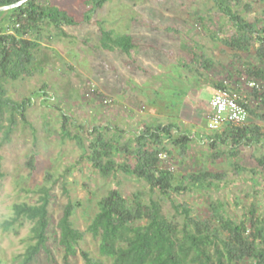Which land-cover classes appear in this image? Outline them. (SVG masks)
Here are the masks:
<instances>
[{
	"label": "rangeland",
	"instance_id": "obj_1",
	"mask_svg": "<svg viewBox=\"0 0 264 264\" xmlns=\"http://www.w3.org/2000/svg\"><path fill=\"white\" fill-rule=\"evenodd\" d=\"M46 1L69 11L76 24H64L62 32L44 27L34 75L1 81L9 97L17 101L31 98L32 102L27 108L28 121L18 115L8 135L10 111L0 117L4 172L0 222L13 215L15 203H34L44 188L51 194L48 250L29 264H87L84 252L112 264L100 254L99 239L87 232L98 200L113 188L128 197L142 191L149 199L153 193L144 179L120 169L109 177L100 174L76 141L63 139L62 112L71 118L72 132L84 136L86 143L93 137V126L104 127L111 134L120 128V142L125 143L146 124H179L192 141L183 154L167 142L173 155L165 161L174 167L178 179L200 169L223 174L205 189L173 191L161 197L165 213L179 222L183 223L186 214L175 205L190 207L193 215L206 218L211 202H222L226 217L238 222L249 218L251 209L264 217V166L258 161L264 159V137L240 146L236 155H230L227 145L211 147L207 139L215 132L208 127V116L213 89H218L215 83L220 80L243 88L250 107L258 112L256 116L250 112L247 125L257 123L264 128L260 117L264 105L245 84L256 80L261 86L258 90H264L263 79L245 72L247 66L259 64L252 53L255 48L249 52L231 43L236 27L213 0H107L90 21L86 20L93 7L90 0ZM234 6L250 20L264 16V0H237ZM101 24L115 34H132L133 50L101 47ZM202 52L214 63L212 68L203 65ZM229 74L232 80L227 78ZM237 76L240 82L235 81ZM91 82L96 84L93 98L85 91ZM102 97L113 98L114 105H104ZM115 159L123 161L121 156ZM69 202L78 203L72 220L84 232L74 255L67 254L59 243V222ZM33 225L32 221L17 225L19 234L0 227V264L24 263V254L35 241Z\"/></svg>",
	"mask_w": 264,
	"mask_h": 264
},
{
	"label": "trees",
	"instance_id": "obj_2",
	"mask_svg": "<svg viewBox=\"0 0 264 264\" xmlns=\"http://www.w3.org/2000/svg\"><path fill=\"white\" fill-rule=\"evenodd\" d=\"M19 1L0 0V7ZM90 1L93 7L87 12L88 21L107 0ZM213 1L236 27L237 34L231 43L249 52L255 48L252 53L259 64L247 66L246 74L264 80V16L250 20L235 9L234 2L237 0ZM64 24L74 25L76 20L69 11L46 0H26L19 6L0 10V117L6 110L10 111L7 135L16 125L18 115L23 121H28L27 108L32 99H12L1 81L33 76L37 70L41 30L54 27L62 32ZM100 26L101 47L110 50L120 48L125 52L135 47L132 34L119 35L102 24ZM35 31V37L31 36ZM201 55L204 58L203 65L212 68V60L206 58L203 52ZM227 78L232 80V74ZM235 81L240 82V76ZM225 85L223 80L215 83L217 88ZM253 96L264 105V90L253 88ZM249 110L254 116L258 114L251 107ZM61 115L63 139L76 141L83 151L82 155L100 174L109 177L120 169L144 179L153 193L161 195L155 198L152 193L147 199L139 191L128 197L119 188H113L98 200V210L91 218L87 232L99 239L100 254L110 259L112 264H264V217L257 215V210L251 209V216L239 222L226 217V208L222 202H211L210 217L206 218L193 215L190 207L175 205L176 209L182 208L179 211L186 214L183 223L165 213L161 197L170 196L173 191L183 193L195 188L205 189L216 178L223 176L222 173L200 169L188 176L181 175L178 179L174 170L169 169L165 160L159 156L160 153H166L170 159L173 155L167 142L171 141L183 154L192 141L188 133L181 131L179 124H146L125 143L120 142V128L111 134L104 127L93 126L90 132L93 137L86 143L84 136L73 133L69 128L71 118L65 112ZM260 115L264 120V112ZM174 130L181 133L177 135ZM262 137L264 128L257 123L243 126L227 123L222 130L215 131L207 139L211 147L227 145L230 155H236L240 146L258 143ZM116 156H121L123 161H117ZM128 160H134V163H128ZM258 161L264 166V159ZM3 177L0 155V185ZM50 202V190L44 188L39 200L34 203H15L13 215L0 222L4 230L12 229L16 234H19L17 225L22 226L26 221L34 222L32 233L35 241L28 246L23 264H29L41 251L48 250ZM77 205L69 202L59 222V243L69 255L76 254L77 245L84 237V232L75 227L72 220ZM83 256L87 264H106L102 260L93 259L87 252Z\"/></svg>",
	"mask_w": 264,
	"mask_h": 264
},
{
	"label": "built area",
	"instance_id": "obj_3",
	"mask_svg": "<svg viewBox=\"0 0 264 264\" xmlns=\"http://www.w3.org/2000/svg\"><path fill=\"white\" fill-rule=\"evenodd\" d=\"M19 26V24H18ZM13 30H9L12 32ZM244 79V78H243ZM225 86L218 88L211 100V113L209 114L208 127L211 131L222 130L227 123L243 126L248 123L250 118V103L248 96L243 93V88H235L225 81ZM252 89H261L260 83L256 80L245 81ZM96 84L91 82L86 87V96L94 97L96 93ZM115 100L110 97H102L104 105H114ZM162 160H167L166 153H160ZM170 170H175L173 166L168 165Z\"/></svg>",
	"mask_w": 264,
	"mask_h": 264
},
{
	"label": "water",
	"instance_id": "obj_4",
	"mask_svg": "<svg viewBox=\"0 0 264 264\" xmlns=\"http://www.w3.org/2000/svg\"><path fill=\"white\" fill-rule=\"evenodd\" d=\"M26 0H21L19 2H16L14 4H11V5H6V6H2L0 7V10H7V9H10V8H13V7H16V6H19L21 4H23Z\"/></svg>",
	"mask_w": 264,
	"mask_h": 264
},
{
	"label": "crops",
	"instance_id": "obj_5",
	"mask_svg": "<svg viewBox=\"0 0 264 264\" xmlns=\"http://www.w3.org/2000/svg\"><path fill=\"white\" fill-rule=\"evenodd\" d=\"M125 52V51H124ZM217 89H213V94H214V92L216 91ZM213 96V95H212Z\"/></svg>",
	"mask_w": 264,
	"mask_h": 264
}]
</instances>
